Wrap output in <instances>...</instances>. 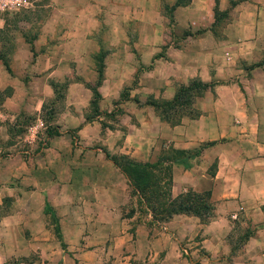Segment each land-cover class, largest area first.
Listing matches in <instances>:
<instances>
[{"label":"crops","instance_id":"1","mask_svg":"<svg viewBox=\"0 0 264 264\" xmlns=\"http://www.w3.org/2000/svg\"><path fill=\"white\" fill-rule=\"evenodd\" d=\"M177 1L49 0L0 64V264H264V0ZM113 158L210 210L153 221Z\"/></svg>","mask_w":264,"mask_h":264},{"label":"trees","instance_id":"2","mask_svg":"<svg viewBox=\"0 0 264 264\" xmlns=\"http://www.w3.org/2000/svg\"><path fill=\"white\" fill-rule=\"evenodd\" d=\"M180 2L181 1L178 0L174 6L179 5ZM214 14L215 23L217 21L216 10H214ZM8 48L9 45L6 41L4 25L0 28V63L3 66L4 70L10 74L11 71L9 68V61L6 56V53L9 52ZM96 56V60L100 62L101 54H98ZM96 71L99 79L101 76V64H98ZM55 86L56 85H53L54 88ZM96 86L97 82L91 86H87L92 93V98L89 102L92 113H95L97 111V102L99 99V95L96 91ZM208 86L210 85L203 84L197 81H192L186 86H180L177 89L174 99L170 102L164 103L163 106L167 108V112L176 108V106L188 107L191 104V100L194 98V96L199 95ZM60 88H63V86L60 85ZM151 104L155 108H158L159 106L157 103ZM168 116L169 115H166L162 118L168 119ZM171 116H174L173 113H171ZM49 128L50 127H46V129ZM179 154H183L184 156V153H181L180 151H172L167 156H163L162 160H174ZM113 162L118 165L122 173H124L128 177L131 190L135 191L138 194L143 202V205L149 211L151 219L153 221H166L175 214H194L201 217L205 214V212H208L210 210V206L207 203L206 198L202 195L198 196L191 193H185L182 196H177L173 199L170 198L168 165H149L147 163L138 164L123 160V158H113ZM156 171L159 174L161 173V176H159V178L165 176L166 179L164 181H162L161 179V182L158 181V176L154 174V172ZM151 199L155 200V207L151 205L149 201Z\"/></svg>","mask_w":264,"mask_h":264},{"label":"rangeland","instance_id":"3","mask_svg":"<svg viewBox=\"0 0 264 264\" xmlns=\"http://www.w3.org/2000/svg\"><path fill=\"white\" fill-rule=\"evenodd\" d=\"M24 1L25 4L23 3L20 6L13 7L11 5V0H0V28L5 25L6 41L9 45V52L6 53V56L9 65L13 54L22 41L28 46L33 58L36 53L33 49V41L36 39L35 34L38 33L46 23L48 14L50 13V8L46 6L49 0ZM10 91L11 88L9 86L0 91V101L2 97L8 95ZM57 91L59 93L61 92L60 86L57 87ZM28 113L29 112L26 114L28 118L24 121L23 126L14 127L12 123H6L3 125L2 129H24V126L31 124L33 121L32 116ZM43 113L44 117L47 116V111L44 110ZM165 178L166 177L163 176L162 180ZM149 201L153 207L156 206L154 199Z\"/></svg>","mask_w":264,"mask_h":264},{"label":"built area","instance_id":"4","mask_svg":"<svg viewBox=\"0 0 264 264\" xmlns=\"http://www.w3.org/2000/svg\"><path fill=\"white\" fill-rule=\"evenodd\" d=\"M23 3L25 4V1H24V0H11V5H12L13 7L20 6V5L23 4ZM2 117H3V114L0 112V119H2ZM37 125H38L39 127H42L41 122H38ZM30 130H33V129H30Z\"/></svg>","mask_w":264,"mask_h":264}]
</instances>
